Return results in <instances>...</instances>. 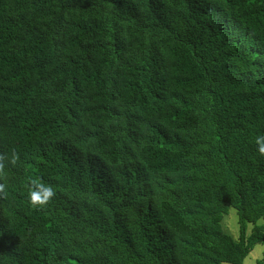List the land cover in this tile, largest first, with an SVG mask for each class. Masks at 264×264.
<instances>
[{
    "label": "trees",
    "instance_id": "obj_1",
    "mask_svg": "<svg viewBox=\"0 0 264 264\" xmlns=\"http://www.w3.org/2000/svg\"><path fill=\"white\" fill-rule=\"evenodd\" d=\"M259 135L264 0H0V264L239 263Z\"/></svg>",
    "mask_w": 264,
    "mask_h": 264
},
{
    "label": "clouds",
    "instance_id": "obj_2",
    "mask_svg": "<svg viewBox=\"0 0 264 264\" xmlns=\"http://www.w3.org/2000/svg\"><path fill=\"white\" fill-rule=\"evenodd\" d=\"M257 151L261 156H264V135H259L255 138ZM20 154L16 150L10 153H0V177L7 173L8 166H16L20 162ZM29 201L32 207L43 209L47 207L55 198L56 191L50 185L43 181L40 176L30 177L28 180ZM6 186L0 183V198H6Z\"/></svg>",
    "mask_w": 264,
    "mask_h": 264
},
{
    "label": "rangeland",
    "instance_id": "obj_3",
    "mask_svg": "<svg viewBox=\"0 0 264 264\" xmlns=\"http://www.w3.org/2000/svg\"><path fill=\"white\" fill-rule=\"evenodd\" d=\"M255 222L257 224H263L264 226V220L261 218L256 219ZM220 225L221 228L229 233L232 237H236L238 235L239 223L235 207L231 205L227 206L226 211L222 214L220 219ZM252 225V222H244L243 229L246 233L250 231ZM263 250L264 244L261 242H254L249 251L239 263L224 262V264H255L256 260L262 255Z\"/></svg>",
    "mask_w": 264,
    "mask_h": 264
}]
</instances>
